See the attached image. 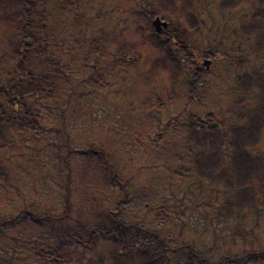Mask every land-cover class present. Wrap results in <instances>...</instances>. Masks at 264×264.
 <instances>
[{"label": "rangeland", "instance_id": "obj_1", "mask_svg": "<svg viewBox=\"0 0 264 264\" xmlns=\"http://www.w3.org/2000/svg\"><path fill=\"white\" fill-rule=\"evenodd\" d=\"M156 1L54 0L40 13L45 24L33 28L37 37L49 35L50 52L44 55H38L43 41L28 48L33 38L22 33L19 11L10 21L0 15V264H48L43 257L56 245L67 249L69 264H112L108 211L129 226L156 232L173 249L166 264H264L260 256L238 258L264 251V209H246L236 217L220 208L215 217L211 206L223 204L224 189L193 175L185 142L189 125L202 118L215 123L228 154L240 121L226 105L243 80L264 77V54L253 53L238 25L252 3L264 0H243L228 13L217 0H195L199 26L188 39L206 54L187 58L178 50L181 79L170 93L169 76L150 62L157 52L144 42L154 31L147 12L155 10ZM2 10L13 9L0 2ZM17 43L19 53L13 54ZM59 50L66 57L56 62ZM22 53L38 55L30 72L49 78L53 90L50 97H25L36 124L24 127L14 124L23 122L22 109L10 106L4 94L12 81L25 80L16 71ZM198 61L206 71L190 96ZM257 99L262 103L264 93ZM89 147L103 150L113 179L96 158L78 151ZM253 152L264 161V140ZM67 173L69 212L54 221L66 206ZM145 237L141 240L155 249V240Z\"/></svg>", "mask_w": 264, "mask_h": 264}, {"label": "trees", "instance_id": "obj_2", "mask_svg": "<svg viewBox=\"0 0 264 264\" xmlns=\"http://www.w3.org/2000/svg\"><path fill=\"white\" fill-rule=\"evenodd\" d=\"M194 2L195 0H157L155 10L149 9L147 12L149 19L158 16L168 22L161 32L156 33L151 30L144 41L158 54L150 61L152 67L164 71L170 78L168 93L176 89V85L181 79L180 58H203L206 54V50H195L192 39H188L189 36L194 35L193 32L199 26V21H197L192 11ZM242 2L243 0H217V6L221 11L228 13L237 9ZM252 6L248 15L243 14V19L238 26L239 31L250 41L253 53L260 55L264 54V3L254 2ZM0 15L4 21H10L17 13L2 10ZM43 21L44 19L40 20V22ZM192 29L193 32H191ZM22 33L33 38L31 45L24 46L31 48L43 41L44 44L38 55L50 52L47 46L49 37L47 31L45 36L42 37L35 36L33 28H22ZM125 45L133 47L136 53L139 54L135 45L124 42L123 46ZM18 46L19 43L12 47L13 54L19 53ZM120 47L121 45L116 50ZM178 50L183 52L182 57L178 55ZM57 53L56 62L59 59L58 57H66L60 50ZM38 55L31 54L28 56L27 53H22V57L16 65V71L25 80L21 78L12 81L8 90L4 92L10 106L13 108L17 106L22 109L24 118H20L23 122L16 121L14 123L22 127H24V123L36 124L33 108L31 111L28 109L29 105L25 103V97L28 94L35 95L38 93L50 97L51 92H53L49 88V78L39 77L30 72L34 70L32 67L37 64L36 60H40ZM58 66L61 69V65L58 64ZM205 71L203 65L198 61L192 70L191 80L188 83L190 96L199 86L198 78L200 74ZM21 87L27 88L21 89ZM262 93H264V77L251 76L241 82L235 99L226 105V111L240 121V124L231 133L229 139L230 150L228 154H225L227 156L223 153L222 140L215 123H209V121L202 118H194L195 124H190L188 127L185 142L191 155L190 171L207 186L224 189L225 192L224 200H222L223 204L216 206L217 203H215L211 206L213 211L211 213L215 217L219 216L220 208L225 215L236 217L243 216L246 209L255 211L264 209V161L253 152V149L264 140V101L261 103L260 99H257ZM207 116L214 117L212 114ZM9 119H11L10 116H6V122ZM1 148H4V145L0 146V150ZM78 151L87 157L96 158L109 172L108 175L112 179L115 177L116 174L112 171L109 159L103 150L89 147L88 150L79 149ZM88 164H91V162H88ZM178 175L183 174L178 173ZM64 188L66 190L64 194L66 206L62 213L54 214V221L64 219L69 212L70 186L68 173L66 174ZM48 217L51 219V216L48 215ZM107 217L113 223L107 229L106 234L111 235L107 256L112 264H166V261H164L165 255L173 252V249L167 247L166 242L160 239L156 232H150L139 225L129 226V224L127 225V223L116 217V212L108 211ZM130 227L135 230L131 231ZM145 236L155 240L154 242L157 245L155 249L148 247V241L141 240L145 239ZM66 251L67 249L56 245L54 252H48L49 254L43 257V260L48 264H69L71 256H68ZM42 256L44 255L38 254L37 257ZM245 256L252 259L256 256L264 257V251L243 252L238 258L241 259ZM203 260L204 258L200 261Z\"/></svg>", "mask_w": 264, "mask_h": 264}, {"label": "flooded vegetation", "instance_id": "obj_3", "mask_svg": "<svg viewBox=\"0 0 264 264\" xmlns=\"http://www.w3.org/2000/svg\"><path fill=\"white\" fill-rule=\"evenodd\" d=\"M0 2H3L4 8L13 9L12 12L14 13L19 11L18 13L21 14V18L24 20L22 27L36 28L40 24H45V22L40 23V13H43L47 6L52 5L54 0H0ZM19 23L18 21H13L15 26H18ZM29 43L25 42L27 45Z\"/></svg>", "mask_w": 264, "mask_h": 264}, {"label": "water", "instance_id": "obj_4", "mask_svg": "<svg viewBox=\"0 0 264 264\" xmlns=\"http://www.w3.org/2000/svg\"><path fill=\"white\" fill-rule=\"evenodd\" d=\"M151 24L154 28V31L157 33V32L162 31V29L165 28L168 23H167V21L161 20L159 17L156 16L152 20ZM209 62L210 61L208 59H204V61H203V64H204L206 69H208Z\"/></svg>", "mask_w": 264, "mask_h": 264}]
</instances>
